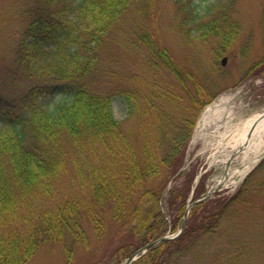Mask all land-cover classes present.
<instances>
[{"label":"trees","instance_id":"1","mask_svg":"<svg viewBox=\"0 0 264 264\" xmlns=\"http://www.w3.org/2000/svg\"><path fill=\"white\" fill-rule=\"evenodd\" d=\"M156 2L35 0L29 7L28 25L18 46L19 69L22 67L29 78H49L60 83L31 87L17 106H10L4 117L2 114L0 264H28L45 243L66 244L68 238L73 242L67 254L70 263L74 244L90 246L85 224L98 235L101 249L108 221L121 226L125 232L121 248L110 253L111 257L122 253L121 261L169 230L176 231V218L184 216L190 190H178L176 185L167 192L170 202L172 196L175 198L170 206L175 213L171 227L168 216L162 212L163 195L172 177L182 169L194 120L223 90L216 81L219 79L216 70L213 69L212 75V69L205 71L196 59L190 65L199 73L188 70L159 45L157 36L149 28L135 31L137 40L132 44L144 46L145 61L153 71L148 83H159L156 76L162 70L170 72L196 109L183 110L185 116L177 118L173 110H162L149 98L146 103L149 109L146 107L142 114L149 118L150 111L155 109L157 125L152 131L143 126L139 133L125 132L114 110L115 102L122 98L130 115L140 112V91L134 89L139 76H126L128 85H120L117 64L108 54L109 64H114L112 68L108 66L109 80L102 81L104 87L99 88L95 77L102 49L113 50L118 26L125 15L134 6L148 15ZM175 2L182 17V38L187 43L195 39L208 43L214 39L218 57L226 54L239 31L232 18L235 0H218L203 9H198L193 0ZM118 50L120 65L125 53L129 58V51ZM254 72H264V57L247 74ZM169 86L164 89V95L155 93L152 99H166L168 108L175 109L179 101L177 90ZM57 93H65L66 97L54 102L51 98ZM15 108L25 110L15 113ZM180 119L185 126L179 124ZM153 137H156L155 143ZM72 165L80 173L81 192L58 199V182ZM54 194L57 195L54 197ZM233 200L225 199L219 210L202 217L206 244L218 231L219 222L229 215ZM203 204L194 206L190 215ZM189 230L188 225L180 237L160 243L134 264H176L199 245H183ZM214 261L229 264L222 262L223 259L214 258Z\"/></svg>","mask_w":264,"mask_h":264},{"label":"rangeland","instance_id":"2","mask_svg":"<svg viewBox=\"0 0 264 264\" xmlns=\"http://www.w3.org/2000/svg\"><path fill=\"white\" fill-rule=\"evenodd\" d=\"M216 1L218 0H193L198 9H203ZM34 2L35 0H0V127L10 106H17L21 96L31 87L60 83L49 78H29L23 73L22 67L19 69L18 46L28 25L26 13ZM232 18L238 24V34L227 53L218 57L215 50L218 47L216 40L212 39L208 43H203L195 39L192 43H187L182 38L180 30L182 17L178 14L175 0H157L155 9L148 15L134 6L118 26L119 33L115 35L113 50L107 47L102 49L101 61L95 74L100 83V87L97 86L103 88L102 81L109 80L108 66L114 67L113 62L109 64L107 57L111 54L112 60H115L117 64L115 68L119 71L120 85H128L126 76L128 78L139 76L137 84L131 85H134L135 90L140 91L139 99L142 102L141 107L139 106L140 112L136 111L130 115L127 103L122 98L114 104L115 116L127 133L135 131L139 133L143 126L152 131V128L157 125L155 109H151L149 118L142 114V110H146V107L149 109L146 104L149 98L162 110H173L172 113L177 118L179 115L182 118L185 116L183 110H196L189 102V95H186L182 85L180 86L170 72L162 70L156 76L159 83L153 85L148 83V79L153 78V71L148 68L145 61L147 53L144 46L132 44L133 40H137L133 35L135 31L139 33L149 28L157 36L159 45L167 49L176 61L184 63L188 70L191 68L199 73L190 65L196 59L199 67L207 72L212 69V75L214 69L219 77L216 81L220 83L219 89L223 90L216 94L213 102L201 109L194 120L193 135L180 170L182 174L177 173L172 177L163 195L165 207L162 208V212L169 218V227H171L170 222L175 218L174 211L170 210L175 198L171 197V203L170 195L167 193L169 189L176 185L179 187L178 190L189 189L188 204L205 199L206 196L210 197L198 203L199 205L207 202L194 214H189L184 229L185 231L188 225L190 226L183 245H199L194 247L196 249L187 252L176 264H217L214 258L223 259L222 262L229 264H264V156L241 180H238L240 174L237 170L247 168V162L257 155L254 150H245L230 167L232 174L228 177L226 184L213 194L207 193L223 175L225 162L234 151V135L249 119L264 113V72L247 74L250 67L264 57V0H235ZM118 48L122 52L129 51V58L125 53L120 65L117 59ZM132 49L134 51H131ZM224 57L228 58L225 66L221 64ZM169 85L175 86L177 90L179 101L175 109L168 108L169 104L164 102H167L166 99L164 101L152 99L155 93L159 96L164 95V89H169ZM65 97V93H57L51 99L56 102ZM49 103L52 104L50 100ZM13 110L17 113L25 108ZM181 119L179 124L185 126ZM152 142H156V137L152 138ZM255 143L259 145L260 151H264V134L260 135V138L256 135ZM194 176L195 179H193ZM79 177L77 168L70 166L69 173L63 175L58 182V199L63 195L74 196L75 193L81 192ZM234 198L236 199L233 200ZM225 199L233 200L228 210L229 220H227L228 216H225L219 222L218 231L213 233V239L206 244L207 238L202 234V217L219 210ZM176 219V231L171 233L169 230L164 236L172 237L181 230L184 216ZM120 227L108 221L103 239L104 245L101 249L98 246V235L92 229H88L85 224V233L87 238L89 235L90 246L87 248L74 244V257L70 263H68L67 254L73 242L71 238H68L66 244L45 243L28 264H125V261H121L124 257L122 253H114V256H110L111 252L121 248L125 232Z\"/></svg>","mask_w":264,"mask_h":264},{"label":"bare ground","instance_id":"3","mask_svg":"<svg viewBox=\"0 0 264 264\" xmlns=\"http://www.w3.org/2000/svg\"><path fill=\"white\" fill-rule=\"evenodd\" d=\"M210 110V109H209ZM218 111V108H217ZM206 121V120H205ZM264 134V113H259L249 119L245 125L234 135L233 137V148L244 150H254L256 156L247 162V168H240L237 170L240 177L238 180H241L264 156V151L259 150V145L255 143L256 135L260 138V135ZM232 174V173H231Z\"/></svg>","mask_w":264,"mask_h":264},{"label":"water","instance_id":"4","mask_svg":"<svg viewBox=\"0 0 264 264\" xmlns=\"http://www.w3.org/2000/svg\"><path fill=\"white\" fill-rule=\"evenodd\" d=\"M228 62V58L225 57L222 59V65H226ZM243 149L240 148L237 152H235V154H233V156L231 157L230 161L228 162L227 164V167H229V165L232 163L233 159L236 157V155L240 152H242ZM228 172L225 173V176L227 175ZM220 188V185L217 187V188H214L212 191H210L209 195L212 194L214 191L216 190H219ZM198 202H201V201H196L194 202L192 205L189 206L186 214H185V217H184V224H183V227H182V230L175 236L173 237H168V236H164L162 237L161 239L159 240H156L154 242H151L145 246H143L142 248H140L139 250H137L134 254H132L128 260L126 261V264H132L133 262H135L136 260H138L140 257H142L149 249L155 247L158 243L160 242H163V241H166V240H169V239H174L178 236H180V234L184 231L185 227H186V223H187V219H188V216H189V212H190V209L192 208L193 205H195L196 203Z\"/></svg>","mask_w":264,"mask_h":264}]
</instances>
